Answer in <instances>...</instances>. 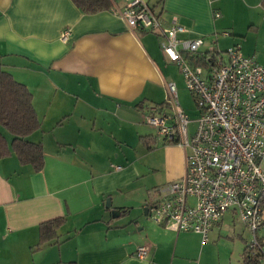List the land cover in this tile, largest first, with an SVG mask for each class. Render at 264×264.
Wrapping results in <instances>:
<instances>
[{"label": "crops", "instance_id": "1", "mask_svg": "<svg viewBox=\"0 0 264 264\" xmlns=\"http://www.w3.org/2000/svg\"><path fill=\"white\" fill-rule=\"evenodd\" d=\"M144 1L163 24L176 18L186 29L179 37L203 38L202 51L238 44L264 62V0ZM122 4L83 12L73 0H0V65L32 93L40 127L27 138L40 142L44 155L40 170L13 153L0 156V264L242 262L240 245L207 254L230 210L206 240L147 214L148 190L182 176L186 151L161 176L158 152L180 145L152 146L143 116L164 103L174 62L157 34L128 28L113 10ZM133 144L147 147L148 162L136 150L131 157ZM58 216L65 223L55 240L36 248L39 224ZM257 234L264 253V225ZM139 246L146 248L142 257Z\"/></svg>", "mask_w": 264, "mask_h": 264}, {"label": "built area", "instance_id": "2", "mask_svg": "<svg viewBox=\"0 0 264 264\" xmlns=\"http://www.w3.org/2000/svg\"><path fill=\"white\" fill-rule=\"evenodd\" d=\"M122 1L113 10L130 30L159 36L161 50L180 67L199 111L189 137L190 119L179 105L176 84L165 81L164 103L150 106L143 116L165 142L186 151L182 176L148 190L149 218L175 231L200 233L206 240L211 227L231 210L251 232L249 246L256 248L264 225V62L244 55L235 44L227 47L225 58L210 47V64L193 65L183 53L199 51L203 38L179 37L186 29L176 18L163 24L144 0ZM68 35L64 29L61 38ZM145 252V246L137 248L139 257Z\"/></svg>", "mask_w": 264, "mask_h": 264}, {"label": "trees", "instance_id": "3", "mask_svg": "<svg viewBox=\"0 0 264 264\" xmlns=\"http://www.w3.org/2000/svg\"><path fill=\"white\" fill-rule=\"evenodd\" d=\"M83 12H96L110 9L112 0H73ZM150 12L152 11L148 5ZM183 56L193 65H209V51L184 52ZM213 56V54H211ZM7 130L11 139L2 132ZM40 127V120L32 103L31 91L0 65V156L15 154L22 164H30L34 170H40L44 163L42 145L32 141L27 136ZM148 145L149 141L145 140ZM65 223L64 216L54 217L41 222L38 226L39 239L35 247L55 240L57 228ZM264 253L261 250L260 239L258 246H245L241 264H262Z\"/></svg>", "mask_w": 264, "mask_h": 264}, {"label": "rangeland", "instance_id": "4", "mask_svg": "<svg viewBox=\"0 0 264 264\" xmlns=\"http://www.w3.org/2000/svg\"><path fill=\"white\" fill-rule=\"evenodd\" d=\"M218 37H221V32L217 34ZM215 38H213L212 40H214ZM211 44V43H210ZM220 45V44H219ZM203 47H205V45L200 46V50L201 48L203 49ZM227 49V46L222 45L218 46V51L219 53H221L222 57L225 58L226 54H225V50ZM219 56V54H217ZM261 63V62H260ZM170 73L171 75L174 77V82L177 85V100L179 102V105L184 109L185 113L188 115V118L190 119V122L188 123L187 126V132H188V136L191 137L195 127H196V118L199 115V111L198 108L195 104V100L192 96V94L189 92V90L186 88L184 81H183V77L181 74V70L180 67L174 63L173 67L170 69ZM143 124L146 126L145 128V132L144 134L146 135V139H151L154 138L155 142H152V146H159L162 144H174L175 143H169V142H165L162 139V136L158 134L157 132V128L154 125L145 123L143 121ZM2 132L4 133V135L7 137V139H11V135L10 133L5 130L3 127L1 128ZM136 147V144H133V151H137V156L139 157V159L148 162V156H146L147 158H145L143 152H148L147 147L142 144ZM141 148V149H140ZM144 148V149H143ZM188 151V150H187ZM181 154L184 155V149L183 147H179V148H168L166 149V151H159L158 155H157V164L160 165L161 169H160V174L161 176L164 174V169L165 167L170 168L172 166V168H176L177 166V162H178V158L179 155ZM134 152L132 154V158H134ZM147 177V176H146ZM229 219H231V221H229ZM223 220H225L226 222H228V225H223L222 229H220L219 235L217 237L214 238H209L211 241V246L209 247L208 250V255L209 258L212 255H216L217 252L219 251H227L229 249L232 248L235 249V247H237L240 245L242 247V250H244L245 246L248 245V243L250 242L251 238H252V234L249 231V229L246 227V225L239 219L238 215L234 212H232L231 210L226 212L224 214ZM240 233V234H239ZM241 235V237H240ZM209 237V236H208ZM208 239V238H207ZM214 239V240H212ZM235 258H238L236 255L234 256ZM236 263V260H234Z\"/></svg>", "mask_w": 264, "mask_h": 264}, {"label": "water", "instance_id": "5", "mask_svg": "<svg viewBox=\"0 0 264 264\" xmlns=\"http://www.w3.org/2000/svg\"><path fill=\"white\" fill-rule=\"evenodd\" d=\"M106 206H108V207L110 206L108 199L106 200ZM111 213H112L113 216H116V215H119L120 214V210H118L116 208H112Z\"/></svg>", "mask_w": 264, "mask_h": 264}]
</instances>
